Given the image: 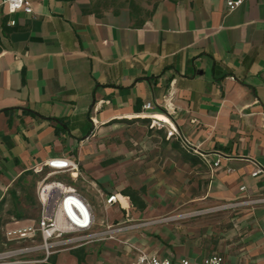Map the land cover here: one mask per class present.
I'll return each mask as SVG.
<instances>
[{"label": "crops", "instance_id": "1", "mask_svg": "<svg viewBox=\"0 0 264 264\" xmlns=\"http://www.w3.org/2000/svg\"><path fill=\"white\" fill-rule=\"evenodd\" d=\"M4 1L0 251L34 243L6 231L37 225L52 170L34 167L67 158L77 168L52 174L87 199L94 228L135 226L17 264H129L141 251L264 264V201L194 214L264 198V174L252 176L264 167V0H28L32 13ZM139 121L174 125L196 150L164 128L141 135Z\"/></svg>", "mask_w": 264, "mask_h": 264}, {"label": "built area", "instance_id": "2", "mask_svg": "<svg viewBox=\"0 0 264 264\" xmlns=\"http://www.w3.org/2000/svg\"><path fill=\"white\" fill-rule=\"evenodd\" d=\"M244 0H226V4L230 11L239 7ZM8 11L15 13L23 10L32 13L33 8L28 0H5ZM15 24V21H11ZM145 109H151L152 103L148 102L144 105ZM154 122V121H153ZM155 123V122H154ZM155 124L159 128H164L162 122L157 121ZM167 136H174L180 139L184 146L193 149L194 147L185 139L184 135L174 125L167 128ZM196 150V149H193ZM220 158L214 162V166H218ZM52 170L51 173H58L77 168V165L67 158H53L44 164L34 167L35 172H43L45 168ZM264 174V167L257 165L252 176ZM50 173L42 181L38 197L41 204V217L37 225L6 231V238L9 241L16 239H31L34 242L28 246H19L6 248L0 251V264H17L25 262L23 256L29 255L36 251H43L47 256L56 253L62 249H70L83 242H98L116 239V235L135 224L121 222L113 225H106L103 228L95 229V216L92 206L87 199L75 188L60 181H52L47 183ZM242 190L245 187H241ZM118 200L116 194L108 195L105 198L106 206L112 205ZM263 199L248 200L236 203H228L222 206L212 208V211L223 210L237 206L246 202H259ZM204 210L197 211L195 215L204 213ZM40 239V241H35ZM129 264H174L170 257H159L157 255L140 252L135 260ZM176 264H192L188 258H181ZM202 264H226L224 257L219 254H210L206 256Z\"/></svg>", "mask_w": 264, "mask_h": 264}, {"label": "rangeland", "instance_id": "3", "mask_svg": "<svg viewBox=\"0 0 264 264\" xmlns=\"http://www.w3.org/2000/svg\"><path fill=\"white\" fill-rule=\"evenodd\" d=\"M151 120V119H150ZM135 125H137V126H139V127H143L144 128V130H142V132H140V134L141 135H147L148 137H151L150 136V134H152V133H154L155 134V132H156V130H154L153 129V131L154 132H151V126L152 127H158L157 126V124H155L154 122H152V121H150L149 122V124L148 125H146L145 127L144 126H141V125H143L142 124V122L141 121H139V123H134V126ZM136 127V126H135ZM159 128V127H158ZM163 129V128H162ZM164 129H167V128H165L164 127ZM138 132V131H137ZM51 172V171H50ZM49 172V173H50ZM59 178H61L58 174H52V173H50V176H49V179L47 180V183H50V182H52V181H56V180H58ZM38 190H39V188H38ZM205 211V210H204ZM214 212H218V210H215V211H212L211 209H206V211L204 212V213H206V215H209V214H213ZM203 214V213H202ZM196 216H198V215H196ZM167 218H169V217H163V218H158V219H152V220H148V221H146V223L148 222V223H154V222H156V221H160V220H163V221H165V220H168ZM184 217L183 216H180L179 217V219L180 220H182Z\"/></svg>", "mask_w": 264, "mask_h": 264}, {"label": "trees", "instance_id": "4", "mask_svg": "<svg viewBox=\"0 0 264 264\" xmlns=\"http://www.w3.org/2000/svg\"><path fill=\"white\" fill-rule=\"evenodd\" d=\"M82 259V257H80ZM44 264H55V260L53 258H50L47 263Z\"/></svg>", "mask_w": 264, "mask_h": 264}, {"label": "bare ground", "instance_id": "5", "mask_svg": "<svg viewBox=\"0 0 264 264\" xmlns=\"http://www.w3.org/2000/svg\"><path fill=\"white\" fill-rule=\"evenodd\" d=\"M155 123H156V121H155ZM48 184H50V183H48Z\"/></svg>", "mask_w": 264, "mask_h": 264}]
</instances>
